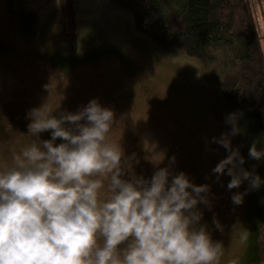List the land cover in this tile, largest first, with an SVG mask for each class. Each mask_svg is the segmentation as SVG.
Segmentation results:
<instances>
[{"label":"rangeland","instance_id":"1","mask_svg":"<svg viewBox=\"0 0 264 264\" xmlns=\"http://www.w3.org/2000/svg\"><path fill=\"white\" fill-rule=\"evenodd\" d=\"M251 1L261 24L260 4ZM71 2L75 49L65 40L67 20L59 0H0V162L10 164L13 153L49 139L45 132L39 137L29 134L30 110L43 106L59 117L96 99L115 114L109 136L123 149L122 178L150 180L159 168L170 167L174 175L184 172L194 184L209 185L211 206H197L203 214L200 223L207 225L213 241L223 243L220 264H240L245 242L241 234L252 216L257 190L250 189L248 181L229 190L231 177L225 174L217 180L212 172L229 155L213 137L230 134L225 117L240 113L224 106L218 79L206 75L196 59L178 49L157 48L136 31L126 10L111 7L108 0ZM30 12L35 23L33 32L26 34L22 21ZM50 54L62 63H80L65 72L51 66ZM238 126L241 132L229 138L244 157L243 167L252 172L253 141L244 115H239ZM260 178L264 181L263 175ZM235 193H245L239 206L231 199Z\"/></svg>","mask_w":264,"mask_h":264},{"label":"clouds","instance_id":"2","mask_svg":"<svg viewBox=\"0 0 264 264\" xmlns=\"http://www.w3.org/2000/svg\"><path fill=\"white\" fill-rule=\"evenodd\" d=\"M53 113L30 110L29 134L50 131L51 138L0 162V264H220L223 243L212 240L197 207L211 206L209 185L170 167L150 180L123 179V149L109 136L115 114L96 99L75 113ZM239 115L225 117L230 134L213 137L229 155L212 172L231 177L229 190L244 181L258 189L264 181L243 167L229 138L241 132ZM249 158L261 160L264 149L253 143ZM244 195L235 193L233 204Z\"/></svg>","mask_w":264,"mask_h":264},{"label":"trees","instance_id":"3","mask_svg":"<svg viewBox=\"0 0 264 264\" xmlns=\"http://www.w3.org/2000/svg\"><path fill=\"white\" fill-rule=\"evenodd\" d=\"M108 1L111 7L126 10L136 31L157 48L182 51L196 59L206 75L218 79L224 106L244 115L253 143L264 149V35L251 0ZM59 7L67 20L66 43L75 49L74 6L71 0H59ZM34 23V13L24 15L22 30L31 34ZM53 55L47 57L51 66L65 72L80 63L75 59L62 63ZM214 67L217 72L211 73ZM49 135L45 132L50 139ZM262 159L253 160V170L264 179ZM258 189L240 264H264V186Z\"/></svg>","mask_w":264,"mask_h":264},{"label":"crops","instance_id":"4","mask_svg":"<svg viewBox=\"0 0 264 264\" xmlns=\"http://www.w3.org/2000/svg\"><path fill=\"white\" fill-rule=\"evenodd\" d=\"M258 2H259V4H260V9H259V11H260V16H261V18H262V22H261V27H260V33L262 34V35H264V22H263V19H264V0H258ZM261 3L263 4V6L261 5Z\"/></svg>","mask_w":264,"mask_h":264}]
</instances>
